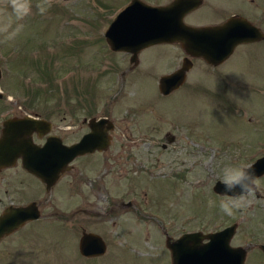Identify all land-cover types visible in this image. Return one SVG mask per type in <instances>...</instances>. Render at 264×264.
<instances>
[{"label":"rangeland","instance_id":"obj_1","mask_svg":"<svg viewBox=\"0 0 264 264\" xmlns=\"http://www.w3.org/2000/svg\"><path fill=\"white\" fill-rule=\"evenodd\" d=\"M143 1L165 5L169 0ZM39 2L32 0L31 14L22 21L11 9L0 11V90L57 125L64 142L85 132L80 120L88 113L107 114L116 125L112 141L139 142V172L133 155L124 167L123 187L93 174L91 186L82 178L78 191L65 173L57 193L32 196L47 199L44 209L59 207L63 220L43 217L18 230L14 241L0 246V254L7 246L14 251L1 256L0 264H170L166 237L230 224L235 231L229 245L245 250L243 264H264L258 248L264 243V174L256 178V191L243 197L246 206L232 216L220 211L222 195L212 191L225 166L250 164L262 155L264 45L253 46L251 55L239 49L218 69L196 60L185 85L162 96L159 77L179 67L185 55L178 44L138 53L132 65L127 54L109 50L104 42V29L129 0H52L44 14L36 8ZM220 5L251 12L240 0ZM255 13L256 22L264 24ZM201 17L186 20L212 22ZM78 123L75 133L72 125ZM209 200L217 206L210 208ZM120 201L131 202L130 207L110 225L106 212ZM78 207L89 209V216L72 219ZM81 227L103 237V256L79 254Z\"/></svg>","mask_w":264,"mask_h":264},{"label":"water","instance_id":"obj_2","mask_svg":"<svg viewBox=\"0 0 264 264\" xmlns=\"http://www.w3.org/2000/svg\"><path fill=\"white\" fill-rule=\"evenodd\" d=\"M198 4L199 0H173L166 5H151L141 0H129L104 29V42L111 51L129 53L128 61L133 64L137 62L136 56L140 49L153 44L174 42L180 45L185 54L203 57L207 62L216 64L235 44L250 40L249 31L252 30L248 24L233 17L217 26L185 24L184 14ZM188 66L189 61L184 57L179 68L160 76L159 93L167 95L181 84ZM47 126V121L28 116L5 121L0 138V151H6L9 145L22 141L18 135L23 134L24 129L25 133L29 134L41 128L46 129ZM88 126L90 131L78 142L70 145L58 141L54 146L47 139L42 146H37L30 144L31 141L27 138V145L21 147L25 153L22 154L23 165L42 182L51 184L75 156L103 150L106 147L107 138L99 128L101 122H94L91 119ZM250 164L255 179L264 174V148L262 155ZM212 191L222 195L225 189L217 180L213 183ZM238 193L239 189L236 190V194ZM36 217L37 211L33 204L6 209L0 215V237ZM234 231L235 224H230L214 232H186L173 240L166 237L165 247L169 251L170 264H243L245 250L229 245ZM104 248L99 236L82 233L78 243V250L82 256L102 254ZM258 248L264 254V243L259 244Z\"/></svg>","mask_w":264,"mask_h":264},{"label":"flooded vegetation","instance_id":"obj_3","mask_svg":"<svg viewBox=\"0 0 264 264\" xmlns=\"http://www.w3.org/2000/svg\"><path fill=\"white\" fill-rule=\"evenodd\" d=\"M143 1V0H141ZM173 0H169L168 2L164 3L165 5L172 2ZM222 1H230V0H199V4L193 8H190L183 16V22L185 24L191 25V26H217L221 25L224 22H226L229 18H236L237 20H241L244 23H247L249 28L252 31L250 32V40L242 41L233 46L231 51L226 54V56L220 60L216 64H212L211 62H207L203 57H197V56H190L185 54L184 57H186L189 61V66L187 70L184 73V78L181 84H179L175 89H173L171 92H169L167 95L172 94L173 92L178 91L182 88V86L185 85L187 81V75L190 72L192 66L194 65V62L196 60H199L201 64L209 67L210 69H218L222 67L223 65L228 62L235 53L239 49H241L240 52L243 54H247L250 49L254 48L255 45H264V24H259L256 22V11H259L258 19L264 20V0H240L242 4L248 6L247 8L251 10L250 13H245L239 10H235L233 8H223V5L219 6ZM145 2V1H143ZM146 3V2H145ZM149 4V3H147ZM152 5H163V4H152ZM202 16L200 20L204 21H212V22H206L204 24H197V23H187V18L194 16ZM163 44H178L176 42L174 43H158L153 44L147 47H144L139 50V55L146 51L147 49H150L152 47H156L158 45ZM179 45V44H178ZM180 46V45H179ZM128 55L129 59V53L122 52ZM137 53V54H138ZM251 55V54H250ZM137 58V56H136ZM132 65H136L131 63ZM181 65V63H180ZM180 67V66H179ZM177 67V68H179ZM175 68V69H177ZM173 69V70H175ZM1 96H0V138L2 137V130L4 128V122L9 119H16V118H23V117H35L37 119H43L47 121L48 126L47 128H41L39 130L30 132L29 134L24 133L19 134L18 136H21L22 141L16 143L14 142V145H9L8 150L6 151H0V215L8 208H16V207H24L29 204H33L35 211H37V217L35 219L27 220L25 221L21 226H19L16 230L11 231L8 234H5L0 237V246L6 245V242L9 241V239L14 241V234L20 230L23 229L26 226H32L35 222H38L43 217H50L51 219L59 222L61 219L63 220L64 213L60 211L59 207H47L44 209V204L46 203L47 199L41 198V199H33V197H37L38 195H44L57 193L58 190H61V182L63 179V176L65 173H70L72 177L74 178L72 181V187L73 191H78L80 188V182L82 178H84L85 181H88L87 184L91 186V181L88 178L89 176L92 177L93 174L96 178L99 180L101 178H104L106 176L111 177V180H115L116 184L115 187L117 188V183L120 182L122 185V182L127 180L125 177L127 175V171L124 168L125 164L130 161L132 162L133 155L135 156L136 160V170L139 172V142H121L112 141V133L116 129L115 123L108 117L107 114H100L95 115L94 113H88L86 117H83L80 120V123L83 124L86 127L85 132L82 134H79L75 140L71 142H64L62 139V135H60L57 130H54V128H57L58 126H53L50 121L45 119L42 116H39L37 114H32L30 111L29 103L27 101H21L17 102L13 100L12 97H8L7 94H3V92L0 90ZM162 95V96H167ZM93 120L94 122H101L100 129L103 130L104 136L107 138V144L106 147L103 150H94L92 152H87L82 155L75 156L62 170L58 176L55 178V180L47 185L46 183L42 182L39 178H37L35 175H33L31 172H29L26 167L22 163V146L27 145L26 139H30V144H34L37 146H42L47 139H49V142H51L52 145L56 146V144L61 142V144L70 145L73 143H76L80 140V138L87 132L90 131L88 123L89 120ZM103 120V121H102ZM105 120V121H104ZM108 123H110V126L108 127ZM139 123V121H138ZM79 123L72 125V128L74 129V132L76 133L78 131ZM138 132H139V125H138ZM164 146V145H163ZM132 147L136 150L135 153H133ZM3 148V147H2ZM25 154V153H24ZM94 157H98L100 160L97 162L94 161ZM74 163V164H73ZM73 164V166H71ZM91 182V183H90ZM33 183L35 186H33ZM123 187V185H122ZM92 190V189H91ZM78 193V192H76ZM42 195V196H43ZM131 202H123L120 201L118 206H110L108 209L107 214V220L110 223V225L115 226L121 218V214L127 210L128 207H130ZM53 208V209H52ZM49 209L48 211H46ZM139 209V208H136ZM86 208H76L70 213V217L79 219V215L88 217L90 211ZM135 212V211H134ZM137 213V212H136ZM138 214V213H137ZM80 215V216H81ZM59 220V221H58ZM118 220V221H117ZM79 222V221H78ZM81 234L79 238L77 239V250H78V243L79 239L82 235V233H93L99 236L101 241L104 244V251L102 254L95 255V256H89L84 257L85 259H93L96 257L103 256L106 252V242L103 239L101 235H99L96 232L92 231H85L82 227ZM208 233V232H207ZM182 234V233H181ZM179 234V235H181ZM178 235V236H179ZM176 236V238L178 237ZM170 240L171 237H169ZM9 245V244H8ZM165 245V242H164ZM79 252V250H78ZM259 252L260 249H259ZM262 253V252H261ZM14 254V251L10 249L9 246L4 248V251L0 254L1 256L6 255L7 257H11ZM80 254V253H79ZM81 255V254H80ZM82 256V255H81ZM83 257V256H82Z\"/></svg>","mask_w":264,"mask_h":264},{"label":"clouds","instance_id":"obj_4","mask_svg":"<svg viewBox=\"0 0 264 264\" xmlns=\"http://www.w3.org/2000/svg\"><path fill=\"white\" fill-rule=\"evenodd\" d=\"M23 4V9L20 4ZM52 0H40L36 8L40 14H44L51 7ZM32 0H0V11L11 9V15L16 21H22L31 14ZM23 24L20 23L16 28L17 34L22 30ZM220 183L224 186L225 192L219 201L218 207L222 213L228 216L246 206L244 196L254 191L256 185L255 174L252 165L247 163H236L225 166L222 169ZM239 193L236 194V190ZM228 193H233L229 195ZM209 207L217 206L216 201L209 200Z\"/></svg>","mask_w":264,"mask_h":264}]
</instances>
